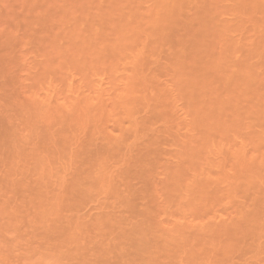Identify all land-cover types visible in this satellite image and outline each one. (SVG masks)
Listing matches in <instances>:
<instances>
[{"label":"bare ground","instance_id":"1","mask_svg":"<svg viewBox=\"0 0 264 264\" xmlns=\"http://www.w3.org/2000/svg\"><path fill=\"white\" fill-rule=\"evenodd\" d=\"M0 264H264V0H0Z\"/></svg>","mask_w":264,"mask_h":264}]
</instances>
